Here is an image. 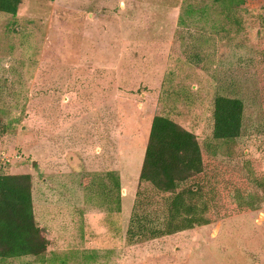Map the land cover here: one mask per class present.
Masks as SVG:
<instances>
[{"label":"rangeland","instance_id":"obj_1","mask_svg":"<svg viewBox=\"0 0 264 264\" xmlns=\"http://www.w3.org/2000/svg\"><path fill=\"white\" fill-rule=\"evenodd\" d=\"M231 5L23 0L0 12V175H30L47 240L39 257L0 264H264V0ZM217 96L243 102L234 140L212 137ZM155 116L195 135L215 222L130 240L134 215L165 223L166 195L139 184Z\"/></svg>","mask_w":264,"mask_h":264},{"label":"trees","instance_id":"obj_2","mask_svg":"<svg viewBox=\"0 0 264 264\" xmlns=\"http://www.w3.org/2000/svg\"><path fill=\"white\" fill-rule=\"evenodd\" d=\"M22 1L0 0V12L15 16ZM223 2L228 10L234 8L231 4H244V0ZM243 112L240 99L217 96L212 111L213 139L229 141L238 138ZM203 169L195 135L167 117H153L139 184H150L157 192L166 195L163 197L165 223L161 229L149 228L146 217L134 215L128 231L129 239L136 235L156 239L215 222L211 215L213 199L203 191ZM111 178L119 191L118 177L111 175ZM30 181V175H0V261L39 257L46 250L47 240L40 236V229L34 221ZM142 204L138 199L134 209H139Z\"/></svg>","mask_w":264,"mask_h":264}]
</instances>
